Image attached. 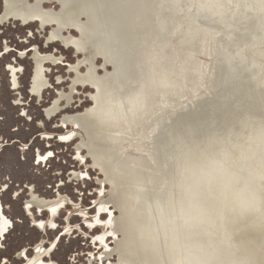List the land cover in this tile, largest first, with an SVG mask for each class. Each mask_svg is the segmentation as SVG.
Here are the masks:
<instances>
[{
  "label": "water",
  "instance_id": "obj_1",
  "mask_svg": "<svg viewBox=\"0 0 264 264\" xmlns=\"http://www.w3.org/2000/svg\"><path fill=\"white\" fill-rule=\"evenodd\" d=\"M133 264H264V0H16Z\"/></svg>",
  "mask_w": 264,
  "mask_h": 264
},
{
  "label": "rangeland",
  "instance_id": "obj_2",
  "mask_svg": "<svg viewBox=\"0 0 264 264\" xmlns=\"http://www.w3.org/2000/svg\"><path fill=\"white\" fill-rule=\"evenodd\" d=\"M0 39L4 41L0 49V111L8 114L9 124L29 116L35 121L32 127L21 125L31 134L27 144L21 138L18 149L15 140L7 150L0 145V196L5 185L12 187L15 182L13 201L23 197V204L37 210V214L25 210L34 232L13 237L25 244L20 252L25 250L30 256L36 246L47 247L57 240L50 255L41 250L35 254L38 261L62 264L66 257L68 264H133L16 0H0ZM34 60L42 61L40 80L47 88L41 98L29 94ZM17 108L24 115H19ZM2 131L11 134L7 125ZM48 150H54V155L37 163L36 158L41 160ZM17 151L29 153L27 160L18 159ZM62 200L69 204L63 213L56 212ZM93 203L97 205L90 210ZM0 205L10 223L12 209L18 210V205L2 201ZM48 206L52 214L39 213ZM39 214L41 217H36ZM38 219L46 220L47 234L33 226ZM65 226L69 229L66 234L62 231ZM29 240L34 243L29 245Z\"/></svg>",
  "mask_w": 264,
  "mask_h": 264
},
{
  "label": "snow or ice",
  "instance_id": "obj_3",
  "mask_svg": "<svg viewBox=\"0 0 264 264\" xmlns=\"http://www.w3.org/2000/svg\"><path fill=\"white\" fill-rule=\"evenodd\" d=\"M4 46L3 39H0V49H2ZM16 112L19 115H24L23 113L19 112V109H16ZM9 116L6 112L0 111V145H3L4 150H7L8 146L15 140L16 141V147L19 148V141L21 138L24 139V143L27 144V140L30 138L31 134L26 132L25 127H21V125H26L28 127H32L35 124V121L31 119L29 116L25 120H19L17 119L15 123H8ZM4 125H7L8 127V133L6 134L4 131H2ZM29 153H23L21 154L19 151H17L16 156L18 159L23 157L25 160H27ZM54 155V150H48L47 154L44 155L42 153L41 158L47 160L49 157H52ZM32 160H35V155H32ZM39 163V161H36ZM6 191L4 192L3 196H0V201H2L4 204L7 205H18V210L15 208L12 209V215L9 216V221H6L8 223L9 228H11V231H5L4 233H0V264H24L23 259L19 258L20 250L25 247V244L23 243H17L13 237L15 236H26L32 232H34V229L31 228V221L29 219L28 214L24 210L23 206V197L20 198L19 201H13L12 199V193L15 189V182H13L12 187H7L5 185ZM6 216L8 215L7 212L4 213ZM29 245L34 243V241L29 240ZM29 255H31V252H29ZM53 259H55V256H53ZM62 264H68L67 258L65 257Z\"/></svg>",
  "mask_w": 264,
  "mask_h": 264
},
{
  "label": "flooded vegetation",
  "instance_id": "obj_4",
  "mask_svg": "<svg viewBox=\"0 0 264 264\" xmlns=\"http://www.w3.org/2000/svg\"><path fill=\"white\" fill-rule=\"evenodd\" d=\"M6 2H7V0H6ZM33 71H32V76H31V82H30V87H29V94L30 95H32V96H34L35 98H41V95H42V92L45 90V89H47V88H44V86H45V82L44 81H41L40 80V78H39V75L41 74V65H42V61H37V60H34V62H33ZM37 68V69H36ZM15 72H18V69L17 68H15ZM36 71H37V73H36ZM38 71H39V75H38ZM38 78H39V82H40V85H39V88H34L33 87V85H34V82L36 81V80H38ZM41 88V89H40ZM38 89H40V92H39V90ZM51 110H53V109H51ZM50 110V111H51ZM50 158V157H49ZM48 160V159H47ZM47 160H45V159H41V160H38L37 158H36V161H39V163H44V162H46ZM58 201V200H57ZM60 202H62L63 204L61 205V206H58L59 207V209H57V210H55L56 212H58V211H60L61 213H63V211H65L66 210V207H67V205L69 204V203H67V201L66 200H62V201H60ZM96 205H97V203H95ZM94 203L91 205V207L89 208L90 210H94L95 209V207H96V205H95ZM23 206H24V210H26V211H31V210H34V212H35V214H37V210L35 209V207L34 206H31L29 203H24L23 204ZM52 208L50 207V206H48V208H46L45 207V209H43V210H40L39 211V213H43L44 212V214H46L47 216H48V214H52L51 212H50V210H51ZM87 210V209H86ZM3 209H2V206L0 205V231H2V233H4L7 229H9L10 230V228H9V226H7V228L5 229V226H4V221H6L5 220V217L3 216L4 214H3ZM30 215H31V213H30ZM37 216H40L41 217V215L39 214V215H36V217ZM46 216V217H47ZM77 216V215H76ZM40 219V218H39ZM39 219L38 220H34V223L35 224H33V226L34 227H37V228H39V230L42 232V234H47V232H46V220H40L39 221ZM39 223V224H38ZM8 224V223H7ZM38 224V225H37ZM5 229V230H4ZM68 227L67 226H65V227H63V233L64 234H66L67 232H68ZM56 242H57V240H55V241H52L47 247H42L41 245L40 246H36L34 249H32V252H33V255H30V256H28L27 255V253H26V251L25 250H23L22 252H20V258L21 259H23V261H24V264H37V263H39V262H42V261H38L37 260V257L35 256V254L38 252V251H42L43 253L45 252V253H47V254H49L50 255V253L52 252V250H53V248H54V246L56 245ZM42 264H47V263H44V262H42Z\"/></svg>",
  "mask_w": 264,
  "mask_h": 264
},
{
  "label": "bare ground",
  "instance_id": "obj_5",
  "mask_svg": "<svg viewBox=\"0 0 264 264\" xmlns=\"http://www.w3.org/2000/svg\"><path fill=\"white\" fill-rule=\"evenodd\" d=\"M37 69V68H36ZM36 73H37V71H36ZM38 75H39V71H38ZM40 76H41V74L39 75V78H40ZM39 78H38V80H36L35 82H34V85H33V87L34 88H39V85H40V80H39ZM41 89V88H40ZM40 89H38L39 90V92H40Z\"/></svg>",
  "mask_w": 264,
  "mask_h": 264
},
{
  "label": "crops",
  "instance_id": "obj_6",
  "mask_svg": "<svg viewBox=\"0 0 264 264\" xmlns=\"http://www.w3.org/2000/svg\"><path fill=\"white\" fill-rule=\"evenodd\" d=\"M3 224H4V226H5V229H6V228H7V226H8V224L6 223V221H4V223H3ZM5 229H4V230H5Z\"/></svg>",
  "mask_w": 264,
  "mask_h": 264
}]
</instances>
